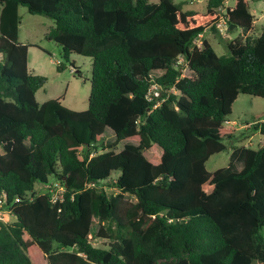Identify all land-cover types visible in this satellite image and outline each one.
<instances>
[{
	"label": "trees",
	"instance_id": "trees-1",
	"mask_svg": "<svg viewBox=\"0 0 264 264\" xmlns=\"http://www.w3.org/2000/svg\"><path fill=\"white\" fill-rule=\"evenodd\" d=\"M184 6L0 0V199L15 217L0 224V264H264V141L205 167L235 137L224 123L238 96L264 99V24L219 56L195 42L223 10L232 30L251 31L250 0ZM20 7L52 21L45 39L66 61L92 60L86 110L37 102L47 80L28 70ZM253 129L264 137V118ZM50 182L63 188L56 201L35 190ZM96 223L105 248L91 243Z\"/></svg>",
	"mask_w": 264,
	"mask_h": 264
},
{
	"label": "rangeland",
	"instance_id": "rangeland-1",
	"mask_svg": "<svg viewBox=\"0 0 264 264\" xmlns=\"http://www.w3.org/2000/svg\"><path fill=\"white\" fill-rule=\"evenodd\" d=\"M149 3H157L158 0H147ZM175 3L185 2V10L205 12L207 0H173ZM233 0H225V6L230 7ZM250 12L254 17V25L251 31H244L237 28L229 31V25L225 18V12L222 11L224 24L221 30L212 31L210 29L203 33V37L195 42L201 46L203 40H206L214 52L219 55H228L226 45L234 40L245 41L248 37L258 36L260 29L264 24V1L250 0ZM20 26L19 38L22 42L37 43L40 47L30 48L28 51V70L31 74L40 75L46 78V84L36 93V100L39 104L59 97H63L62 104L74 111H83L88 108V99L90 94V80L92 70V60L72 54L69 60L63 58L61 48L52 41L45 39V34L52 27V21L49 18L31 15L24 7L19 8ZM36 44V45H37ZM58 63H62L65 69L59 70ZM183 76L189 75V70H183ZM79 76V77H78ZM264 118V99L249 95H239L232 106L231 114L227 117L224 126L231 128L235 132V137L231 141H225L226 151L213 155L206 162V170L214 172L221 168H226L230 164L232 146H246L257 149L259 144L264 141L259 132L253 129V124L260 122ZM111 131L106 130L104 136L105 143H111L114 140ZM124 143H132L125 141ZM123 148V143H119L115 151L119 152ZM238 169L242 167V162H235ZM52 182L48 185H37L35 190L38 194L49 192L52 188ZM107 192L116 195L114 189H107ZM4 219L6 223L15 221V217L7 213ZM98 230V223L92 226L91 243L97 248H105L107 242L95 236ZM264 236V231L262 232Z\"/></svg>",
	"mask_w": 264,
	"mask_h": 264
},
{
	"label": "built area",
	"instance_id": "built-area-1",
	"mask_svg": "<svg viewBox=\"0 0 264 264\" xmlns=\"http://www.w3.org/2000/svg\"><path fill=\"white\" fill-rule=\"evenodd\" d=\"M224 24V20L222 19L220 22H219V24L217 25V29L218 30H220V31H222L221 30V26ZM200 37H202L201 35L199 36V38ZM52 186V188H50V190H49V193H51V195H52V198H53V200L54 201H56L57 200V194H61L62 193V191H63V188L59 185V184H52L51 185ZM2 199H0V224L1 223H6L7 221H5V219H4V214H5V216L7 215V212H3V211H1V207H2V204H3V202H4V197L2 196L1 197Z\"/></svg>",
	"mask_w": 264,
	"mask_h": 264
},
{
	"label": "crops",
	"instance_id": "crops-1",
	"mask_svg": "<svg viewBox=\"0 0 264 264\" xmlns=\"http://www.w3.org/2000/svg\"><path fill=\"white\" fill-rule=\"evenodd\" d=\"M51 28H52V27H50L49 30H50ZM49 30H48V31H49ZM48 31L46 32V34L48 33ZM46 34H45V35H46ZM201 36L203 37V34H202ZM19 41H20L22 44L27 45V46H28V50H29L30 48L39 47L37 43H34V44H33V43H32V44H31V43H26V42L24 43V42H22V41L20 40V38H19ZM36 44H37V45H36ZM39 48H40V47H39ZM28 53H29V51H28Z\"/></svg>",
	"mask_w": 264,
	"mask_h": 264
},
{
	"label": "water",
	"instance_id": "water-1",
	"mask_svg": "<svg viewBox=\"0 0 264 264\" xmlns=\"http://www.w3.org/2000/svg\"><path fill=\"white\" fill-rule=\"evenodd\" d=\"M232 29H233V26L231 25L228 30L231 31Z\"/></svg>",
	"mask_w": 264,
	"mask_h": 264
}]
</instances>
